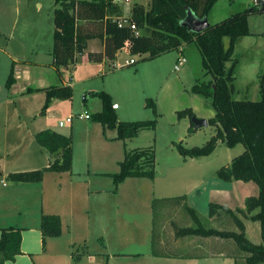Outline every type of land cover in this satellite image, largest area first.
Segmentation results:
<instances>
[{
    "label": "crops",
    "instance_id": "obj_1",
    "mask_svg": "<svg viewBox=\"0 0 264 264\" xmlns=\"http://www.w3.org/2000/svg\"><path fill=\"white\" fill-rule=\"evenodd\" d=\"M235 1L216 0L207 14L206 19L208 23L212 24V21L208 19L212 9L219 7V5H223L229 9ZM237 1L241 3L252 2V0ZM135 2L146 5L148 0H131V4L128 7L124 6V9L126 7H132V4ZM34 4L37 9L42 8L39 0ZM21 7V0H0V50L7 52V47L10 50V41H17L24 45L31 43L32 48H34H31V52L35 54L33 59L24 58L16 53H10V51L7 52L12 58L13 68L16 65L26 66L30 64L36 65L41 69L48 67L59 76L60 83L51 81L53 83L27 85L26 88L16 91L18 78L14 71L15 82L10 88H7L9 93H11L10 98H14L12 102H15L17 97L22 99V110L20 109L21 112H18L15 118V122L19 126V130L17 128L18 131L15 132L16 137L0 140V228L15 227L20 229L21 252L16 254L14 259L6 260L4 264H108L109 260H113L117 255L115 253H108L105 243L103 244L104 237L108 232L107 201L105 197L102 198L103 196L96 197L100 193H106L107 190L114 195L119 193L120 188L127 178L116 189L115 185L113 187L106 186L105 182L106 177H111L107 174L115 173L119 169L114 172L106 171L101 167V161L94 158V151H84L82 154H79L80 156H77L72 148V166L68 171L59 172L47 170L39 182L12 181L7 178V175L10 172L46 167L54 158L59 157L60 151L51 154L36 142L35 134L38 131L49 128L70 136L73 139V127L65 128L63 127L64 125L60 126L58 122L65 119L56 118L55 111L53 110V106L60 103L59 99L61 98H52L45 114L37 111L36 113H30L27 108V102L38 95L40 97L39 105H42V102L44 103L45 100V93L43 91L27 92L26 89L28 87L42 88L49 85H70L73 89L72 96L70 97L72 99L77 85L83 86V92L87 91L88 89L86 88L98 76L104 77L111 73L110 65L115 63V60L122 51H126L119 50L116 53L115 60L112 61H109L107 58H103L102 61H93L88 58V52H101L104 49V44L99 38L89 39L87 48L84 53L77 55L75 64L58 71L52 65L53 57L51 54L53 47L54 3L52 6V17H47L45 21H42L43 25L42 23H37L32 18L30 13L26 11L28 9L24 5L23 7L26 10H23ZM20 25L23 28L21 31ZM44 30L46 32L42 34L41 31ZM27 31H30V33L28 34ZM253 33H258V35L264 34V32L257 31ZM3 35L7 39L6 42L2 38ZM251 35L253 34L251 33L240 38L238 42ZM186 45L184 44L176 50V57L180 53L183 54ZM236 47L237 43L235 49ZM115 72L113 71L111 74ZM203 75L206 79L203 78L202 80L210 79V75H205L204 73ZM43 76L41 75L39 81L45 80ZM95 83L93 84L94 86L90 87L93 89L90 90V97H84L85 102H88L89 99L93 101V109L90 111L83 110V112L87 111L90 114V118L80 116L83 112L78 114L74 113L73 118L79 115V117L89 120L90 126L101 135V142L123 141V144L127 146L128 141L136 136L126 138L125 140L118 139L115 128H108L100 122L91 119L92 114L100 111L102 108V101L94 92H105L110 97L111 105L115 103L114 94L116 89H113L111 86L108 87L102 81H96ZM258 87V78L251 85L245 83V91L251 96V99L258 98ZM120 107L118 104V107L114 109L117 119L126 121L123 120L125 117L119 115L117 112ZM213 115L214 113H211V115H207L204 118L208 119ZM48 120L49 122H47ZM52 120H57V122ZM72 122L73 119L68 124ZM183 122L189 128L190 119L184 117ZM109 130L115 131L109 134ZM42 149H45L49 153V156L43 162L39 163V160H37V152L40 151L42 153ZM133 149H137V147L125 150V152ZM239 150L240 153L243 151L241 148ZM209 155L194 158L202 159ZM121 160L118 161V165ZM198 161L202 162V160ZM189 174H197L194 177L195 182L191 185L183 184L182 188H178V183L171 180L170 184L167 183L164 188L158 189L157 192L159 193L156 194L154 190H151L149 193L150 195L146 202L149 204L150 224L147 226L145 232L150 238V249L147 253L139 252L129 254L136 261L133 264H248L246 262L248 253L242 250L234 239L219 236H201L197 234L176 236L175 226H194L187 207L193 208L196 211L195 202H199L202 199L200 202L204 201V203L206 202L208 204L207 220L203 221L200 215L197 214L205 227L238 231V227L229 213L220 210L218 214L209 215L210 202L223 204L241 219L244 224L246 237L253 243H262L260 222L250 218L258 209L252 212L245 211L246 197L257 195L259 192L257 184L253 181L245 182L242 180L226 182L218 177L217 179L207 180L202 178V173L197 170L193 171V173L189 172ZM177 176L181 178L184 176V173L181 171ZM121 207V205L117 207L116 203L114 211L116 216H121ZM45 214L58 215L60 217L61 234L59 236H43L41 217ZM135 223L137 227L141 228L139 222ZM115 225V228L117 227L118 230H115L114 234L118 238L123 233L121 218L119 222L116 220ZM93 229H96L98 236L95 237ZM91 236L98 239L99 244L95 249L90 251L88 247ZM100 239L102 240L100 241ZM82 244H84L86 250L84 252L76 251ZM145 255L150 257L141 262L142 257ZM260 264H264V262Z\"/></svg>",
    "mask_w": 264,
    "mask_h": 264
},
{
    "label": "trees",
    "instance_id": "obj_2",
    "mask_svg": "<svg viewBox=\"0 0 264 264\" xmlns=\"http://www.w3.org/2000/svg\"><path fill=\"white\" fill-rule=\"evenodd\" d=\"M216 0H148L147 4L135 2L131 7L130 22L140 30L136 34L130 25H119L117 18L123 14L122 6L113 0H54L53 11V47L52 65L59 71L72 66L77 55L84 53L89 39L99 38L103 41L101 52H88V58L102 61L107 58L115 60L119 50H125L131 55H145L143 60L155 58L165 52L178 50L182 45L195 43L198 47L204 74L210 79L195 82L191 90L205 98L211 99L214 115L208 118V125L215 133L202 144L192 147L175 143L182 157H201L213 152L219 141L232 147L243 144L241 153L231 158L230 162L216 170V176L226 182L233 180L253 181L259 192L245 199V211L252 212L250 218L260 222L262 243L256 244L245 235L244 224L227 206L219 203H209V215H215L220 210L229 213L238 227V231L218 230L205 227L197 212L190 207L187 211L194 226L177 227L175 235L197 234L201 236H219L232 238L237 245L248 253V264L264 262V65L258 74L257 99L235 98V71L239 58L234 55L238 40L250 35L248 17L251 14L264 12V5L254 3L239 10L229 17L209 24L200 32L190 30L182 21L188 11L198 18H206ZM225 38L228 39L226 43ZM15 82L13 64L5 86L10 88ZM27 92L43 91L45 100L41 114H45L52 98L67 99L72 96L70 85H49L42 88H27ZM102 101L100 111L92 114L91 119L100 122L108 128L117 130V138L125 140L137 136L143 129H155L156 105L147 98L146 107H151L154 117L148 120L120 121L111 105L110 97L103 91L94 92ZM190 107L177 111V118L194 116ZM189 131H194L190 122ZM36 142L49 153L60 151L59 157L53 159L48 166L10 172L7 178L19 182H39L45 171H68L72 166V139L49 128L35 134ZM1 174V171H0ZM115 189L128 177H143L154 179L155 154L151 147L137 148L125 152L119 162V170L112 174ZM41 229L43 236H59L61 234V219L58 215H42ZM0 264L14 259L20 253L21 234L15 227L0 228Z\"/></svg>",
    "mask_w": 264,
    "mask_h": 264
},
{
    "label": "rangeland",
    "instance_id": "obj_3",
    "mask_svg": "<svg viewBox=\"0 0 264 264\" xmlns=\"http://www.w3.org/2000/svg\"><path fill=\"white\" fill-rule=\"evenodd\" d=\"M36 1L21 0V8L26 10V7L29 10L26 11L30 13L32 18L37 23H42L47 17H52L54 0H39L42 4V8L40 9H37L35 6L34 3ZM248 4L252 3H241L236 0L229 9L223 5H219V7L211 10L208 19L212 23L220 21L237 12V9H244ZM248 21L253 35L237 42L234 53L239 58V63L235 71V92L233 95L235 98L241 99H251V96L245 91V83H248V85L254 83L264 65V34L258 35V33H253L256 31L264 32V12L249 15ZM21 29L23 28L20 25V31ZM45 32L46 30L41 31L42 34ZM27 33L29 34L30 31H27ZM2 38L5 42L7 41L4 35ZM225 40L228 43V39L225 38ZM9 45H11L12 50H9L7 47V52L16 53L24 58L33 59L35 57V54L31 52V48L33 47L31 43L24 45L17 41H10ZM7 52L0 50V140L16 137L15 132L19 130V126H17L15 118L17 113L21 112L22 106L21 98L17 97L15 102H12L14 98H10L11 93H9L5 86L12 66V58ZM183 54L186 58V63L179 70H175L173 66L177 58L176 50L165 52L153 60H143L145 55H131L122 51L115 60V63L110 65V72L116 71L115 73H109L105 75L106 77L104 76L105 78L98 76L86 88L89 91L83 92V86L77 85L72 99L61 98L59 99L60 103L53 106L56 118L61 119H65L70 113H82L85 109L90 111L93 109V101L89 99L88 102H85L84 97H90V90H93L90 87L94 86L93 84H96V81H102L108 87L111 86L113 89H116L114 100L121 106L117 112L119 115L125 117L123 120L152 119L154 113L151 107H146L147 98H151L156 105V128L141 130L138 136L128 141L127 146L123 144V141L101 142L99 132H96L90 126L89 120L79 117V115L73 118L72 123H65L63 126L65 128L73 127L72 148L74 153L78 156L84 151H94L96 154H93L94 158L101 161V167L106 171H117L119 169L118 161L123 159L125 150L130 148L151 147L155 154V179L129 177L123 183L118 194L114 195L107 190L106 193H100L96 197L103 196L102 198L105 197L107 201L108 232L104 237L103 244L105 243L108 253H115L117 255L113 260H109L108 264H133L136 261L129 254L147 253L150 249V238L145 230L150 224V210L146 200H148L151 190L156 191L157 194L159 193L157 192L158 189L164 188L167 183L170 184L171 180L178 183V188H182L183 184L191 185L195 182L194 177L197 174H189V172L193 173L195 170L200 171L204 179H217L215 175L216 170L222 165L227 164L232 157L239 154L240 148L244 149L241 143L230 147L225 142L219 141L213 152L205 158L191 159L190 157L184 158L180 155L175 142L182 141V145L186 147L202 145L210 135L215 133V129L211 125L189 131L185 126L186 123L183 122V118H177V111L187 107H190L193 112L195 111L196 114H194L197 117H205L214 113L211 99L196 94L191 90L195 82L203 78L206 79L203 75L204 68L198 47L195 43H188ZM129 58H134L136 62L126 64L125 60ZM14 71L18 78L16 91L26 88L27 85L60 83L59 76L48 67L41 69L33 64L26 66L16 65ZM41 75H44L43 78L45 80L39 81ZM39 102L40 97L38 95L27 102V108L30 113L41 112L43 102L42 105H39ZM43 119L45 120V118ZM52 121L57 122V120ZM112 131L115 130H109V134ZM42 150V153L40 151L37 152L39 163L49 156V153L45 149ZM198 160H202V162ZM181 171L184 173V176L178 178L179 176L177 175ZM105 182L106 186L113 187L114 185L111 177H106ZM200 201L195 202L196 211L200 215V218L206 221L208 204ZM116 203L117 207L122 206L121 216H116L114 213ZM120 218L123 233L121 234L122 236L117 238L114 234L115 230H118L117 227L115 228V223L116 220L119 222ZM135 222H139L141 228L137 227ZM93 230L95 237L98 236L96 229ZM98 244L99 240L91 236L89 238L88 249L91 251ZM78 250L84 252L86 247L82 244L76 249V251ZM149 257L143 256L141 262L147 260Z\"/></svg>",
    "mask_w": 264,
    "mask_h": 264
},
{
    "label": "built area",
    "instance_id": "obj_4",
    "mask_svg": "<svg viewBox=\"0 0 264 264\" xmlns=\"http://www.w3.org/2000/svg\"><path fill=\"white\" fill-rule=\"evenodd\" d=\"M113 2L117 3L118 5L122 6L123 8V14L120 15L118 18H117V22L118 24L121 26V25H130V27L135 30V33L136 34H140V30H138L135 26L134 23L130 22V15H131V7L127 8L130 4H131V0H113ZM252 3H254L255 5L257 6H262L264 5V0H252ZM124 6H127L125 9H124ZM127 11V12H126ZM126 53H128L126 51ZM136 60L134 58H129V59H126L125 60V63L126 64H132V63H135ZM186 63V58L184 56V54L180 53L176 59V62L174 64V69L175 70H179L184 64ZM112 107L115 109L118 107V103H113L112 104ZM73 114H70L68 115L65 120H60L58 123L60 126L64 125V123H69L71 122V120L73 119ZM80 116H83L85 118H90V114L87 112V111H84L82 114H80Z\"/></svg>",
    "mask_w": 264,
    "mask_h": 264
},
{
    "label": "water",
    "instance_id": "obj_5",
    "mask_svg": "<svg viewBox=\"0 0 264 264\" xmlns=\"http://www.w3.org/2000/svg\"><path fill=\"white\" fill-rule=\"evenodd\" d=\"M187 27L195 32L205 30L209 23L206 18H198L193 12L188 11L186 18L182 21ZM190 122L193 123V128L198 129L200 127L208 126V119L204 117H197L196 115L190 118Z\"/></svg>",
    "mask_w": 264,
    "mask_h": 264
}]
</instances>
